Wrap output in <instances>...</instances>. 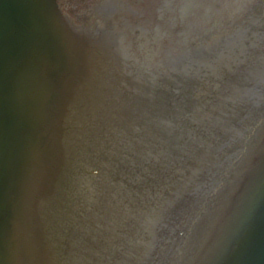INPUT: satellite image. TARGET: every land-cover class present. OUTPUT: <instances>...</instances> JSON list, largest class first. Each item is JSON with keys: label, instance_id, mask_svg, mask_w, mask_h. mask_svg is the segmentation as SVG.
Segmentation results:
<instances>
[{"label": "water", "instance_id": "obj_1", "mask_svg": "<svg viewBox=\"0 0 264 264\" xmlns=\"http://www.w3.org/2000/svg\"><path fill=\"white\" fill-rule=\"evenodd\" d=\"M95 1L101 0H62L61 7L72 17L73 12ZM156 5L146 3L144 8L152 11ZM259 13L256 15L260 16ZM263 26L259 27L256 37L260 40L254 43V48L246 51L241 45L231 49L218 65L204 72L208 75L207 85L214 80L215 95L221 99L223 92L219 86L222 84L228 93L227 98H232L233 94L223 82L231 74L225 68L239 67L235 68V73L240 80L252 78V75L261 77L252 83L258 94L255 99L261 101L239 106L240 127L233 124L222 140L225 143L220 142L218 157L221 165H217L216 180L208 190L204 205L193 209L189 221L181 223L178 220L177 228L184 225L179 241L173 250L163 253H159L161 225L150 221L147 227L145 223L150 213L142 209V213L137 214L144 227H137L133 232L131 229L128 234L135 236L141 230L144 232L141 242L136 245L141 252L135 262L131 255L125 256L127 262H133L130 264H138L148 256L152 260L158 258L153 264H264V144L256 155L252 153L264 129ZM98 28L110 38L113 49L117 44L124 58V78L121 76L119 82L125 78L128 80L129 91L123 92L126 86L121 87L119 105L113 104L111 112L116 119L124 118L125 113L134 122L144 123L154 119L152 108L158 103L164 104L167 115L169 109L174 110L171 122H177L181 127L176 139L181 136L182 143L179 147L165 148L168 149L166 153H175L174 156L178 154L179 157L196 139L187 137L193 132L194 125L197 137L201 127L196 120L194 124L189 119L192 110L199 108V103L195 101L197 95L191 91L187 79H183L182 88L177 84L173 87L165 85L167 76L158 65L159 59L168 56L172 44L161 41L159 56L155 54L157 45H150V58L145 48L141 49L151 33L147 29H138L131 32L133 35H127L130 29L103 25ZM82 44L83 40L72 33L63 19L56 0H0V264H65L69 260L73 227L65 225V218L70 219L74 206L68 203L63 192L67 181L63 172L72 168L76 171L85 169L91 152L87 135L75 137L73 122L65 113L73 81H79L78 77L84 72ZM143 70L151 85L149 91L143 89L138 76ZM155 74L160 76L157 78ZM198 75L194 79L200 93L204 94L205 77ZM113 80L111 75L107 76L104 87L107 89ZM241 82L244 81L236 83ZM171 91L175 98L166 96ZM149 92L152 94L146 98ZM212 98L210 106L216 99L215 96ZM140 99L143 102H139ZM218 104L223 106L222 101ZM107 105L109 109L111 100ZM127 118L125 116L126 121ZM233 121H238L237 117ZM216 123L211 121L209 127L216 130ZM245 124L247 129L243 128ZM111 138L110 144L113 147L115 144L120 154L122 139L117 137L116 131ZM136 147L138 153L140 149L147 150L143 142ZM120 167L132 172L136 169L135 166L123 168L122 164ZM191 170L189 166L186 173ZM108 177L102 176L91 188L96 213L104 221L116 208L112 201L120 195V189L117 193L110 190ZM119 177L123 178L124 173L121 172ZM194 178L200 182L199 177L194 176L185 183ZM170 203L168 200L162 209L167 210ZM168 211L163 216L171 217ZM158 218L161 217L153 219ZM133 220L131 227H134ZM163 223H166L164 217ZM98 231L102 233L104 227L100 226Z\"/></svg>", "mask_w": 264, "mask_h": 264}]
</instances>
